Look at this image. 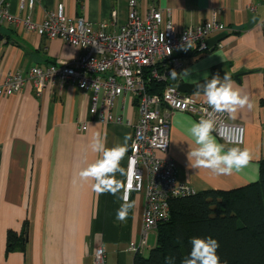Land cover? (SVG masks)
<instances>
[{"label": "crops", "instance_id": "crops-1", "mask_svg": "<svg viewBox=\"0 0 264 264\" xmlns=\"http://www.w3.org/2000/svg\"><path fill=\"white\" fill-rule=\"evenodd\" d=\"M7 1L13 14L36 23L63 5L66 16L84 17L95 25L109 23L111 33L119 32L129 17V0H36L25 13L20 12V0ZM153 6L171 11L177 32L201 25L214 10H221L219 19L228 29L222 48L184 56L170 83L176 87L182 82L197 84L221 69L253 105L230 119L244 126L241 148L252 154L250 165L231 175L189 167L187 153L196 145L186 130L198 119L182 112L168 113V156L177 163L178 180L197 191H229L257 183L264 160V0H138L142 17ZM0 35L1 78L13 72L26 77L32 67L71 62L81 54L59 39L50 40L6 22L0 23ZM185 69L191 70L189 76L183 75ZM192 96L206 101L201 91ZM90 105V94L71 84L62 90L47 89L38 97L32 81L26 82L21 94L0 101V264H93L94 251L100 246L105 249V264H133L135 254L129 247L140 241L143 195H131L128 203L133 207L125 221L117 220L116 214L125 203L138 106L132 95H123L105 110L101 122L98 116H90ZM84 122L87 131L81 132ZM97 136L107 148L126 142L120 170L108 172L109 164L92 167L103 159L102 153L91 148ZM156 239L157 232H152L148 250L155 247Z\"/></svg>", "mask_w": 264, "mask_h": 264}, {"label": "built area", "instance_id": "built-area-1", "mask_svg": "<svg viewBox=\"0 0 264 264\" xmlns=\"http://www.w3.org/2000/svg\"><path fill=\"white\" fill-rule=\"evenodd\" d=\"M35 3L36 0H20V12L32 10ZM221 12L214 10L209 21L177 32L170 10L153 6L147 16L142 17L138 0H129L127 23L120 26L119 32L111 33L109 23L95 25L84 17L66 16L63 5L49 12L42 23H36L28 16L13 14L8 1L0 0V23L6 22L50 40L59 39L81 51L71 62L57 61L45 68L32 67L26 77L17 72L0 77V101L21 94L27 81H32L38 97L47 89L62 90L71 84L90 94L89 114L98 116L102 122L105 110L111 109L119 97L130 94L135 98L139 119L130 143L123 196L127 202L133 194L144 197L140 241L129 247L134 254L144 252L149 235L169 221L171 200L199 192L178 180L177 163L168 156V113L182 112L199 120L208 105L206 101L181 93L170 81L172 71H180L184 56L190 52L196 56L210 52L209 40L228 32L219 19ZM218 47L222 48L221 42L215 49ZM152 78L166 84L161 95L148 92L147 83ZM80 131H87L86 122L82 123ZM217 132L222 135L213 134L226 146L244 145V126L231 122L226 113L217 114ZM105 260L104 247L96 248L93 264H105Z\"/></svg>", "mask_w": 264, "mask_h": 264}, {"label": "trees", "instance_id": "trees-1", "mask_svg": "<svg viewBox=\"0 0 264 264\" xmlns=\"http://www.w3.org/2000/svg\"><path fill=\"white\" fill-rule=\"evenodd\" d=\"M165 87L153 78L147 83L153 95H161ZM156 232V245L149 256L136 253L133 264H165L169 255L180 264L190 251L191 238L208 236L219 242L221 264H264V160L257 183L171 200L170 219Z\"/></svg>", "mask_w": 264, "mask_h": 264}, {"label": "clouds", "instance_id": "clouds-1", "mask_svg": "<svg viewBox=\"0 0 264 264\" xmlns=\"http://www.w3.org/2000/svg\"><path fill=\"white\" fill-rule=\"evenodd\" d=\"M176 72L172 71L171 76L175 78ZM190 69H185L183 75L189 76ZM206 97L208 108L204 109V115L198 121H192L187 128V134L192 138L195 148L187 153L189 167L204 168L215 175H231L234 172L240 173L247 168L252 161V154L249 149L239 146L226 147L225 143L218 142L217 135V114H227L230 119L235 120L237 114L244 109L253 107L249 96L242 88L236 86L231 78L224 75L221 78L218 74L210 80H205L199 85ZM209 109H211L209 111ZM236 131L242 132L241 129ZM223 138V137H222ZM229 143L231 140L228 141ZM94 152L103 154V159L92 167L109 164L108 172H115L119 169L120 160L127 152L126 142L107 148L99 137H95L91 143ZM133 207L127 202L121 205L117 211V220H126L129 210ZM190 251L180 264H221L218 255L219 242L211 237H192L190 240ZM165 264H175L174 256H166Z\"/></svg>", "mask_w": 264, "mask_h": 264}, {"label": "water", "instance_id": "water-1", "mask_svg": "<svg viewBox=\"0 0 264 264\" xmlns=\"http://www.w3.org/2000/svg\"><path fill=\"white\" fill-rule=\"evenodd\" d=\"M228 36L227 33H223V34H220L212 39L209 40V46L212 48L211 51H213L215 49V47L222 41L224 40L226 37ZM3 40V37L0 35V42ZM219 75L221 78L224 77V75L226 74V72H224L223 70L219 69L218 71H216L215 73H213L212 77L214 75ZM228 75V74H227ZM229 76V75H228ZM211 77V78H212ZM230 78H232L231 76H229ZM211 78L207 79V80H210ZM236 79H239V76H236L234 77ZM205 82L204 81H201L197 84H187V83H180L177 85V88L178 90L183 93V94H188V95H192L194 93H196L197 91H202V89L199 87V85H202L203 83ZM175 85V84H174Z\"/></svg>", "mask_w": 264, "mask_h": 264}, {"label": "rangeland", "instance_id": "rangeland-1", "mask_svg": "<svg viewBox=\"0 0 264 264\" xmlns=\"http://www.w3.org/2000/svg\"><path fill=\"white\" fill-rule=\"evenodd\" d=\"M150 250L145 249V251L143 252L144 257H148L149 256Z\"/></svg>", "mask_w": 264, "mask_h": 264}]
</instances>
